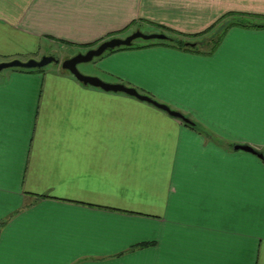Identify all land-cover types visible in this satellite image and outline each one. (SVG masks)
<instances>
[{"label":"crops","instance_id":"crops-1","mask_svg":"<svg viewBox=\"0 0 264 264\" xmlns=\"http://www.w3.org/2000/svg\"><path fill=\"white\" fill-rule=\"evenodd\" d=\"M132 28L183 46L93 68L193 124L59 62L1 70L0 264H264V160L234 149L264 154V0H0V61Z\"/></svg>","mask_w":264,"mask_h":264},{"label":"water","instance_id":"water-1","mask_svg":"<svg viewBox=\"0 0 264 264\" xmlns=\"http://www.w3.org/2000/svg\"><path fill=\"white\" fill-rule=\"evenodd\" d=\"M142 40H166L169 37L164 33H150L146 34L141 32V30L136 29L125 37H109L105 40L100 41L96 46L86 49L85 52L76 53L73 56L64 58L60 61V67L62 70L68 71L72 74L79 82L83 85H89L96 88H99L104 91L111 92H122L130 96H134L140 100L149 102L156 106L159 109H162L167 114L172 117L178 118L181 121L187 124H193V122L188 119L185 115H183L180 111L171 109L168 105L164 103H159L152 99L151 97L139 93L135 88L128 87L121 83H110L101 80L100 78L93 75H86L79 71L78 64L85 63L91 61L93 58L102 55L108 49H114L122 46H131L135 39ZM186 45H194V43L187 42ZM59 60L55 58L53 55H43L39 59H27L25 61L20 59H11L8 61L0 62V71L7 68H43L50 63H57ZM234 149H241L250 153H253L260 159L264 160V154L252 146L246 144H236L234 145Z\"/></svg>","mask_w":264,"mask_h":264},{"label":"rangeland","instance_id":"rangeland-1","mask_svg":"<svg viewBox=\"0 0 264 264\" xmlns=\"http://www.w3.org/2000/svg\"><path fill=\"white\" fill-rule=\"evenodd\" d=\"M133 29V28H132ZM132 29H131V31L130 32H128L129 34L131 33V32H133L132 31ZM146 29H148V28H145V29H143V30H141V32H143V33H146V34H150V33H147V32H149L148 30H146ZM134 30V29H133ZM159 33H162V32H159ZM164 34H166V33H164ZM166 35H170L169 33H167ZM149 40H142V39H135L134 41H133V43L134 44H137V43H147ZM96 46V45H95ZM94 47V46H93ZM53 49H54V51H52V54H50V55H53L55 58H57L59 61V64H60V61L62 60V59H64V58H67V57H70V56H73V55H75L76 53H79V52H85L86 51V49H84L83 47H64V46H56V45H53ZM109 51H105L104 53H103V55H105L106 53H108ZM43 56V55H42ZM41 56V57H42ZM40 57V58H41ZM99 57V56H98ZM98 57H95V58H93L91 61H89V62H85V63H80V64H78V69H79V71L80 72H82L83 74H86V75H93V76H96V77H98V78H100L101 80H103V81H105V82H109V81H107V80H110L109 78H107L106 76H103V75H101L100 74V72L98 71L97 72V70L96 69H94L93 67H94V64L98 61ZM18 59V58H17ZM21 60V59H20ZM1 62V61H0ZM57 62V63H58ZM52 65H54V63H50V64H48L47 66L48 67H50V66H52ZM47 66H45V67H47ZM44 68V67H43ZM7 69H11V68H7ZM13 69H20V68H13ZM3 70H6V69H3ZM94 93H93V95H102V93H105V94H109V95H112V94H114V95H125L124 93H118V94H115V93H111V92H104V91H102V90H100V89H98V88H95L94 87ZM127 108H128V106H127ZM127 111H129V109H127Z\"/></svg>","mask_w":264,"mask_h":264},{"label":"trees","instance_id":"trees-1","mask_svg":"<svg viewBox=\"0 0 264 264\" xmlns=\"http://www.w3.org/2000/svg\"><path fill=\"white\" fill-rule=\"evenodd\" d=\"M232 24H244L242 21H239V20H236V21H232V22H230V23H228V24H226V26H225V28L221 31L222 33L228 28V26H230V25H232ZM170 35H168V37H169V41H167V40H149L147 43H145V44H153V43H161V42H164V43H172V44H175V45H179V46H183V40L182 39H177L176 37H174V35L172 34V33H169ZM114 34H112V36H113ZM221 35H218V39H219V37H220ZM218 39H216L215 40V42L213 43V47L215 46V44H216V42L218 41ZM101 41V39H99V40H97V41H95L94 43H92L91 45H89V46H94L95 44H97L98 42H100ZM144 44V45H145ZM130 47H132V45L131 46H122V47H118V48H114V49H108L107 51H109V52H111V51H114V50H118V49H124V48H130ZM20 69H23V70H41V69H43V68H31V69H25V68H20Z\"/></svg>","mask_w":264,"mask_h":264}]
</instances>
